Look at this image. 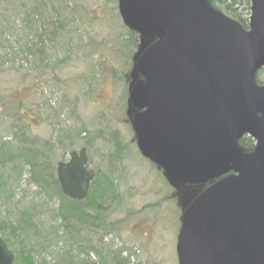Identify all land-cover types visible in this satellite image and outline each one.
Segmentation results:
<instances>
[{
    "label": "water",
    "instance_id": "1",
    "mask_svg": "<svg viewBox=\"0 0 264 264\" xmlns=\"http://www.w3.org/2000/svg\"><path fill=\"white\" fill-rule=\"evenodd\" d=\"M249 3L243 29L208 0H117L138 37L127 112L137 150L171 187L195 188L177 202L178 264H264V0ZM56 178L84 201L85 150L57 163Z\"/></svg>",
    "mask_w": 264,
    "mask_h": 264
},
{
    "label": "rangeland",
    "instance_id": "2",
    "mask_svg": "<svg viewBox=\"0 0 264 264\" xmlns=\"http://www.w3.org/2000/svg\"><path fill=\"white\" fill-rule=\"evenodd\" d=\"M15 1L29 7L32 4L31 0ZM2 2L0 8L7 4ZM116 2L58 1L62 10L58 12L69 14L59 19L63 34L47 33L53 37L51 49L46 50L41 62L34 58V63L29 57L24 59V47L34 46L42 30L40 24L39 28L36 25V16L25 21L16 10L1 15L0 142L11 146L5 149V159L15 155L14 135L21 131L28 140L52 146L47 164L53 178L57 162L66 161L71 151L85 148L94 177H107L116 191L107 218L116 229L106 225L108 233L86 232L97 242L100 240L102 256L120 251L123 264H178L175 248L180 210L172 191H184L179 184L171 187L160 170L137 150L127 116L129 77L135 66L118 51L119 39L127 29L118 16ZM46 13L51 15L50 10ZM255 79L264 85V68ZM66 135L73 137L74 143L64 153ZM57 208V199H47L29 181L26 167L13 162L0 164V264H15L10 253L18 255L17 220L21 209L34 213L33 243L37 246V241L45 239L48 244L39 259L52 262L60 247L55 241L48 243V235H54L61 222ZM80 258L98 262V256L90 252Z\"/></svg>",
    "mask_w": 264,
    "mask_h": 264
},
{
    "label": "trees",
    "instance_id": "3",
    "mask_svg": "<svg viewBox=\"0 0 264 264\" xmlns=\"http://www.w3.org/2000/svg\"><path fill=\"white\" fill-rule=\"evenodd\" d=\"M5 1H7V4L0 8V12L2 11L0 18L1 15H7L16 10L15 13L21 14L25 21L32 20L34 16L38 19L36 25L40 24V28L38 25L37 27L39 29L42 28V30L37 36L34 46L27 47V44L25 45L24 59L27 60L29 57V59H33L34 63V58H37L41 62L46 56V50L50 51V42L51 38H53L46 34L50 33L52 36L63 34V24L59 22V19H66L68 12H66V15L58 12V10H61L58 1L61 0H47V3L45 0H31L32 4H30V7L26 6L25 3L18 5L15 0H3L2 3H5ZM208 2L214 9L222 12L246 29L249 17V0H208ZM55 3H57V6L54 5ZM47 10H50V16L46 13ZM52 11H54L53 14ZM29 28L32 29V26ZM40 45L42 46L39 47ZM118 46L121 56L130 59V63L133 65V56L138 49L137 35L126 30L125 36L119 39ZM256 83L262 85L261 82L256 81ZM28 139L25 138L22 131L19 134H15L13 141L17 144L14 150L16 153L8 159H5V149L11 146L6 142H0V164L3 166L5 163L13 162L26 167L29 172V181H32L47 199H57V216L61 222L57 232L54 235L52 233L48 235V237L50 236L48 243L55 241L54 243L60 244V247L55 252L52 262L40 260V254L46 251L48 244L44 243L45 239L41 241L44 243V245L42 244L43 246L40 241H37V246L33 243L36 238V229H34L36 224L34 219H32V214L34 216V213L31 214L32 211L25 212L24 209H21L17 220L19 234V242H17L18 255L14 256L10 253L13 256L12 258L8 253V256L14 260L15 264H123L124 260L121 258L120 251L107 252L105 256H102L103 248L100 240L97 242L95 236L89 237L86 233L90 231L96 235L95 231L97 230L108 233L109 230L106 229V225L113 227L107 223L112 203L116 201V191L113 189L112 181L107 177L100 178L95 176L84 201H69L61 194L56 178L52 177L50 166L47 164V154L52 149V146H46V143L42 144L41 142ZM73 141V137L69 135L63 136V143L67 144L66 149L64 146V153L71 150ZM83 141L85 140L83 139ZM86 145L84 147H88ZM240 147L245 152H249L253 149V142L249 138H243L240 141ZM182 190L184 194L189 191L186 188H182ZM176 193L177 202H181L184 195L183 192L178 191ZM113 229L116 228L113 227ZM1 243L3 246L6 245L3 242ZM97 247L100 252H98ZM89 252L98 256L97 263L80 258V256L87 255ZM36 260L42 262L37 263Z\"/></svg>",
    "mask_w": 264,
    "mask_h": 264
},
{
    "label": "flooded vegetation",
    "instance_id": "4",
    "mask_svg": "<svg viewBox=\"0 0 264 264\" xmlns=\"http://www.w3.org/2000/svg\"><path fill=\"white\" fill-rule=\"evenodd\" d=\"M89 169V168H88Z\"/></svg>",
    "mask_w": 264,
    "mask_h": 264
}]
</instances>
